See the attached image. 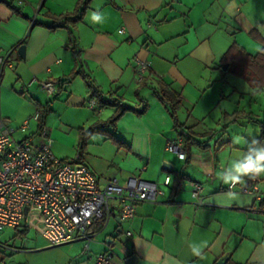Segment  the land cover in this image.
I'll return each mask as SVG.
<instances>
[{
  "label": "crops",
  "instance_id": "0c3cea01",
  "mask_svg": "<svg viewBox=\"0 0 264 264\" xmlns=\"http://www.w3.org/2000/svg\"><path fill=\"white\" fill-rule=\"evenodd\" d=\"M77 1L0 0V51L12 49L14 59V67L4 71L0 84V117L16 129V139L31 135L37 143L35 134L41 125L31 116L48 107L42 125L51 148L52 143L63 142L67 131L74 132L73 139L80 143L81 132L112 115L113 107L90 105L95 100L90 83L104 98L137 109L145 102L142 113L127 110L114 127L105 128L124 146L100 131L87 137L85 143L101 144L111 153L105 165L86 161L81 154L71 161L87 165L100 187L112 177L126 183L137 176L156 182L162 193L156 202L138 203L129 220H121L115 208L108 218L93 223L88 250L80 238L51 245L40 227L36 234L45 241L37 235L24 238L20 248L11 238L2 241L0 234V251L30 249L21 251L26 252L23 260L12 257L7 262L92 264L96 254L109 250L114 264H128L130 257H135L131 264H218L222 255H226L224 264H264V205H259L264 200V176L257 178L261 198L240 191L238 185L233 191L246 202L230 206L220 203L229 189L216 176L247 150L244 141L260 142L264 88H253L239 75L225 72L223 65L229 63L222 58L233 42L251 54L260 51L264 0H235L231 9L232 0H89L78 22L48 27L51 15L71 12ZM94 11L103 14L102 23L91 21ZM136 58L148 63L141 82L136 80ZM75 67V77L62 83ZM46 80L56 84L55 92L41 88ZM161 81L180 92L176 117L155 93ZM56 116L60 130L52 126ZM25 120L28 128L21 131ZM182 130L204 145L191 140L184 158L166 150L167 142L183 138ZM237 136L243 138L241 143L234 142ZM164 163L170 167H163ZM193 182L202 186V205L194 203ZM13 229L25 237L31 232L26 222ZM203 241L209 246L200 259L191 254L189 244Z\"/></svg>",
  "mask_w": 264,
  "mask_h": 264
},
{
  "label": "built area",
  "instance_id": "2783aa9c",
  "mask_svg": "<svg viewBox=\"0 0 264 264\" xmlns=\"http://www.w3.org/2000/svg\"><path fill=\"white\" fill-rule=\"evenodd\" d=\"M118 32H124V28ZM147 66L145 60L136 58L137 82L143 80ZM13 67L12 49L0 51V84L4 71ZM40 85L49 93L57 89L50 80ZM94 104L92 99L90 105ZM31 118L38 120L39 111ZM28 124L25 120L19 129L25 131ZM15 131L7 118L0 117V234L5 227H20L26 222L30 209L35 208L39 213L40 233L49 244L58 245L80 238L84 241V250H88L93 223L108 218L115 208L119 210L121 220H129L138 203L156 202L162 193L156 182L137 176L126 183L112 177L100 187L87 165L58 158L52 153L45 126L41 125L35 134L40 139L37 143L31 135L16 139ZM166 150L180 158L185 157L180 138L167 142ZM191 187L194 203L202 205L201 184L193 182ZM240 191L261 198L257 179L240 186ZM126 233L131 235L129 230ZM92 264H114L112 252L105 250L96 254Z\"/></svg>",
  "mask_w": 264,
  "mask_h": 264
},
{
  "label": "trees",
  "instance_id": "16d2710c",
  "mask_svg": "<svg viewBox=\"0 0 264 264\" xmlns=\"http://www.w3.org/2000/svg\"><path fill=\"white\" fill-rule=\"evenodd\" d=\"M88 1L89 0H78L74 6V9L71 12H67L62 15H51L53 18V22L49 24L48 27L49 28H55L57 26L69 27L75 22H78L83 17L84 11L87 8ZM74 56H75V61L78 64L80 62V55L77 50L74 51ZM222 60L223 63L224 62L229 63V66L225 72H232L239 75L240 77L245 79L249 83V85H251L253 88H258V89L264 88V45H262L259 52H257L256 54H251L247 52L243 47L233 42L230 44V46L224 53ZM218 66L220 67L221 65L218 64ZM76 74H77V69L75 67L70 71L69 74L66 75V77L62 80V83H67L73 77H75ZM90 86L93 88L92 93L93 96L95 97V102L101 107L103 106L113 107L114 111L108 119L101 121V123L96 122L91 127H89L86 130V132H81V136H80L81 146L83 147V145L86 144L85 142L87 137L95 131H100L105 133L110 141H112L118 146H124L125 142H123L112 131L106 130L105 129L106 126L114 127L116 120L127 110H133L138 114L142 113L146 109L147 104L142 100L141 102H143V106L140 109H137L135 107H131L129 105L121 103L117 99L104 98L101 92L98 91V89L94 88L91 83ZM155 93L157 94L160 100L167 103V105L171 109L173 116L176 117V110L181 102L180 92L177 89L173 88L170 84L161 81L159 84V88L155 90ZM47 111H48V107L40 109L39 119H38L40 125L43 124L44 116L47 113ZM176 126L180 128L181 124L177 123ZM181 135L183 136L182 141H183L184 150H186V147H188L191 144L190 143L191 140L195 142L197 145L204 146L202 143L193 139V137L190 136L184 130L181 131ZM259 140L262 144H264V123H261L260 125ZM179 186L180 185L178 181L177 183H175L173 187L172 195H174L177 192ZM259 205H264V200H260Z\"/></svg>",
  "mask_w": 264,
  "mask_h": 264
},
{
  "label": "clouds",
  "instance_id": "9594fccd",
  "mask_svg": "<svg viewBox=\"0 0 264 264\" xmlns=\"http://www.w3.org/2000/svg\"><path fill=\"white\" fill-rule=\"evenodd\" d=\"M235 0L229 4V8H234ZM91 21L94 23H102L104 16L99 11L91 13ZM242 137L237 136L235 143H241ZM247 144V150L239 152L236 159H233L231 163L223 167V171H217L216 176L219 181L229 187V191L226 193V198L220 203L230 206L232 203L244 204V196L232 189L236 186H243L246 184V180H255L261 176H264V144L253 139L250 143L244 141ZM208 242L203 241L200 244H189L191 254L200 259H204V249L207 248ZM264 249V245H261Z\"/></svg>",
  "mask_w": 264,
  "mask_h": 264
},
{
  "label": "rangeland",
  "instance_id": "374dc122",
  "mask_svg": "<svg viewBox=\"0 0 264 264\" xmlns=\"http://www.w3.org/2000/svg\"><path fill=\"white\" fill-rule=\"evenodd\" d=\"M232 73V72H229ZM233 76L232 74H229V77ZM49 114L48 111L45 114V116ZM52 126H54L57 130H60L59 128V122H58V117H54V120L52 122ZM56 135L59 137L60 134L56 132ZM15 137H19L18 134L15 135ZM74 137V132H64V136L61 137L63 139V142H60L59 138H55L58 140L60 143H52L51 150L53 154L61 159L65 160H73L78 156L80 153L84 160H90V162L94 161L95 165L102 166L105 165L106 162L111 158V153H107V151L102 148L101 144H96V143H86L81 146V143H78V141L73 139ZM106 143H111V142H106ZM82 159V158H81ZM86 160V161H87ZM92 164V163H91ZM26 225L28 229H30V234L25 237L22 233L15 232V229L11 227H5L1 230V240L5 241L6 239L11 238L9 241L15 242V246H18L20 248L21 240L24 238L30 239L32 237H35L37 235V231L35 230L36 228L38 229L40 227V221H39V213L35 208H31L29 211L28 218L26 220ZM39 235V234H38ZM39 239L42 241H45L42 237L38 236ZM8 241V242H9ZM11 244V243H10ZM29 247V246H27ZM15 248V247H12ZM18 249V248H17ZM19 252H9L7 250H1L0 251V257L3 258V264H9L7 261L10 260L12 257L22 259L24 253L27 251H30V249H19ZM21 251H26L21 254ZM23 260V259H22Z\"/></svg>",
  "mask_w": 264,
  "mask_h": 264
},
{
  "label": "water",
  "instance_id": "95a60500",
  "mask_svg": "<svg viewBox=\"0 0 264 264\" xmlns=\"http://www.w3.org/2000/svg\"><path fill=\"white\" fill-rule=\"evenodd\" d=\"M18 52H19V54H20L21 56H23V54H24V45H20V46L18 47ZM227 66H228V64H224V65H223V69L226 70V69H227ZM163 167H165V168H169V167H170V164H168V163H164V164H163ZM26 209H27V208H25V211H26ZM132 260H135V257H130V258L127 260L126 263L131 264V263H132ZM225 261H226V255H222V256L218 259V262H217V263H218V264H224Z\"/></svg>",
  "mask_w": 264,
  "mask_h": 264
}]
</instances>
